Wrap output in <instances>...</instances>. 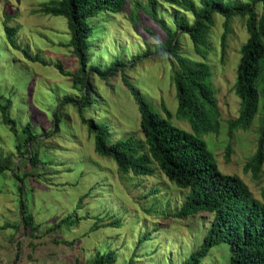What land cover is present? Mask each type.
Here are the masks:
<instances>
[{
  "label": "rangeland",
  "instance_id": "rangeland-1",
  "mask_svg": "<svg viewBox=\"0 0 264 264\" xmlns=\"http://www.w3.org/2000/svg\"><path fill=\"white\" fill-rule=\"evenodd\" d=\"M46 2L0 0V95L9 101L8 115L16 121V131H12L0 113V154H8L15 164L13 171L0 174V264H91L96 253L109 250L115 256L112 264H182L203 242L212 214L175 217L188 190L177 187L155 166L152 175L120 172L113 158L95 151L93 132L84 121L104 125L108 143L126 137L142 139L137 104L124 85V75L154 111L167 118L163 104L171 114L167 118L171 124L191 131L190 124L175 115L172 59L156 51L165 31L145 11L146 0H126L121 11L98 15L99 33L90 40L85 66L88 88L97 104L85 107L81 116L75 103L61 105L63 98L81 96L72 77L66 75L78 61L68 45L65 18L45 14ZM156 11L173 26L169 4L158 3ZM184 15L192 19L189 13ZM223 20L220 14L214 15L205 59L194 52L187 34L179 35L180 49L211 67L220 126L217 132L202 136L207 148L222 172L239 176L260 199L264 160L255 179L244 169L257 149V116L245 130L229 133L227 126L239 110L233 84L239 46L247 36L245 16L230 19L222 52ZM5 27L14 28L15 45L8 42ZM116 57L123 60L124 70L107 79L91 69ZM54 112L63 122L54 119ZM27 119L40 140L38 157L47 163L40 159L32 166L28 154H19L15 147L23 138L21 128ZM22 211L31 216L34 229H24ZM229 256L228 245L218 243L200 264H229Z\"/></svg>",
  "mask_w": 264,
  "mask_h": 264
},
{
  "label": "trees",
  "instance_id": "trees-1",
  "mask_svg": "<svg viewBox=\"0 0 264 264\" xmlns=\"http://www.w3.org/2000/svg\"><path fill=\"white\" fill-rule=\"evenodd\" d=\"M146 1L145 11L166 33L156 51L172 59V79L177 99L175 115L186 120L191 131L171 124L167 119L171 114L163 104L161 109L167 118L154 111L141 92L123 75L124 85L130 89L137 104L142 139L126 137L108 143L109 133L104 125L84 120L93 132L95 151L99 155L113 158L118 170L124 174L132 172L135 175H152L155 166L177 187L187 189L179 210L174 213L175 217L182 218L199 212L212 214L203 242L182 264H200L209 249L222 242L228 245L229 264H264V186L260 189L261 198L258 199L239 176L222 172L218 168L202 138L205 133L217 132L220 126V111L215 89L210 82L211 67L204 60L185 56L179 40L180 34H187L194 52L205 59L210 51L208 35L214 15L218 13L224 17V31L220 37L222 52L226 46L230 19L235 15L245 16L247 36L239 46L240 57L233 84V90L240 100L239 110L236 117L227 120V126L229 133L237 129L245 130L257 116V149L244 164L245 171H250L255 179L259 176L264 160V0ZM160 2L172 7L169 18L173 26L158 16L156 5ZM125 3L126 0H48L42 8L45 14L59 15L66 20L70 35L68 45L72 47L78 61L74 71L66 75L72 77L81 96L75 100L63 98L61 105L75 103L81 116L85 107L97 104L88 88L85 66L89 64L90 40L99 33L98 15L119 12ZM258 6L260 8L257 9ZM185 12L191 15L190 21L184 15ZM13 33V27H5L8 42L15 45ZM24 53L29 56L25 50ZM30 59L36 60L37 57L32 56ZM123 67V60L116 57L105 66L95 64L91 69L102 79H107L115 72L123 71ZM9 106V101L2 100L0 95L2 122L16 131V121L7 112ZM54 119L63 122L60 114L55 113ZM21 132L23 138L15 146L19 154H28L32 166L40 159L47 163V159L39 158L36 152L40 140L30 119L22 126ZM228 154L227 146L226 157ZM14 169L15 164L10 156L0 154V174ZM25 213L22 211L24 229H34L31 216ZM114 261V252L109 250L96 253L91 264H112Z\"/></svg>",
  "mask_w": 264,
  "mask_h": 264
}]
</instances>
